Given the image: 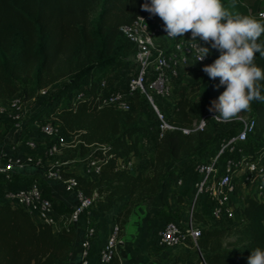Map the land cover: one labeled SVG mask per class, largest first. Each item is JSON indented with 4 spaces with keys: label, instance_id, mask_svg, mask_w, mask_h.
I'll list each match as a JSON object with an SVG mask.
<instances>
[{
    "label": "trees",
    "instance_id": "trees-1",
    "mask_svg": "<svg viewBox=\"0 0 264 264\" xmlns=\"http://www.w3.org/2000/svg\"><path fill=\"white\" fill-rule=\"evenodd\" d=\"M145 2L150 4V0H0V108H9V102L19 96L25 103L34 102L41 90L52 89L24 118L25 128L51 123L65 137L77 138L72 153L79 158L93 154L102 160L98 179L72 171L65 176L75 178L85 195L98 193L96 208L104 214L115 211L119 230L136 209L164 191L175 177L176 163L186 171L199 161L206 162L218 152L223 139L236 132L234 122L213 118L208 119L206 130L194 131L195 123L215 113L208 111L211 102H218L225 91L219 78L210 80L204 73L197 80V100L186 94L175 97L167 116L175 129L166 131L156 143L151 156L153 173L119 169L121 161L141 156V139L151 128L148 105L136 94L130 111L102 106L100 82L110 68L135 55V47L120 36V28L146 13L141 8ZM223 3L234 14L259 18L258 13L264 12V0ZM219 55L211 50L210 64ZM256 63L264 68V58L258 54ZM83 88L87 96L75 100ZM240 116L255 119V131L244 146L248 154L256 155L264 150V103H252ZM185 129L190 133H184ZM240 214L241 224L206 223L197 255L202 253L207 264H247L251 250L264 248V206L247 198ZM196 217L199 223L207 222L200 213ZM228 238L233 240L226 242ZM76 241L74 227H62L56 233L24 210L0 203V264H69ZM108 264L122 263L114 256Z\"/></svg>",
    "mask_w": 264,
    "mask_h": 264
},
{
    "label": "built area",
    "instance_id": "built-area-1",
    "mask_svg": "<svg viewBox=\"0 0 264 264\" xmlns=\"http://www.w3.org/2000/svg\"><path fill=\"white\" fill-rule=\"evenodd\" d=\"M260 13H258L259 18H261ZM139 17L130 25H123L120 28V36L136 49L132 61L137 71L129 78L126 90H114L106 94L104 91L107 88V81L102 80L99 101L102 106H113L123 111H130L134 96L140 94L155 112L159 123L157 132V142H159L166 131L175 129L169 124L168 117L161 107L170 106L174 90L184 84L182 83L184 76L188 81L191 79L197 81L203 76L202 68L210 64V58L207 56L203 61H198L199 54L189 43L190 32L172 39L167 37L164 22L158 16L146 12ZM196 42L204 46L199 38ZM51 93V88L41 90L38 99L30 102L31 105L36 109ZM86 96L87 88H83L76 93L75 100ZM17 100L18 97L12 99L7 109L0 108V115H7L9 111L13 113L15 130L11 137L17 142H24L27 152L20 151L16 147L17 143L0 151V201L24 210L33 220L52 226L56 230L66 226H72L76 230L81 221L92 214L96 200L99 198L98 193L92 196L85 195L75 178L65 176L68 172L67 167L72 163L65 161L69 155L63 156L64 150L74 149L79 142L76 141V137H65L59 128L51 123L33 125L40 132L43 140L22 137L26 129L24 121L26 111L23 109L22 99ZM217 114L215 112L204 117L203 119L207 121L203 126L201 120L195 123L194 131L206 130L208 119ZM218 122H234L236 132L223 139L214 156L209 157L206 162L199 161L194 165V173L197 176L195 196L186 223L167 221L158 232L155 243L157 246L170 249L193 247L195 251H200L198 240L206 223L223 221L230 226L243 223L244 218L240 210L247 198L254 199L264 206V150L252 155L248 154L244 146L255 131V119L240 116L232 121ZM183 132L188 134L190 130L185 129ZM73 154L78 157V153ZM227 155L229 157H226ZM81 159L85 163L83 175L98 179L102 170V160L93 154ZM134 164L132 160L121 161L118 167L135 172ZM64 168L66 169L63 170ZM236 174L238 176H235ZM20 175L30 178L31 181L26 186L14 188L10 184L15 176ZM41 181L50 187L53 194L63 193L69 198L68 201L72 203L70 212L61 213L56 210L53 199L47 195ZM183 184L184 179L179 177L175 187H182ZM206 204L209 205V216L205 214L207 222L199 223L196 215L200 213L204 216L200 207ZM119 233V227L114 223L112 233L100 246L94 260L92 250L97 231L94 227H86L81 232L80 240L74 245L71 262L108 264L114 256L121 261L117 250ZM167 264L182 263L172 260ZM194 264H207L202 253Z\"/></svg>",
    "mask_w": 264,
    "mask_h": 264
},
{
    "label": "clouds",
    "instance_id": "clouds-1",
    "mask_svg": "<svg viewBox=\"0 0 264 264\" xmlns=\"http://www.w3.org/2000/svg\"><path fill=\"white\" fill-rule=\"evenodd\" d=\"M141 8L164 22L169 38L190 32L189 43L199 54L198 61L213 49L220 53L202 68L210 80L219 78L220 85L225 86L218 102L213 100L208 109L218 113L214 119L232 121L248 111L252 103H264V68L256 63L257 54L264 58V13H260L261 18L234 14L223 0H150ZM197 38L210 47L199 45ZM206 121L201 118V126ZM247 264H264V248L251 250Z\"/></svg>",
    "mask_w": 264,
    "mask_h": 264
},
{
    "label": "crops",
    "instance_id": "crops-1",
    "mask_svg": "<svg viewBox=\"0 0 264 264\" xmlns=\"http://www.w3.org/2000/svg\"><path fill=\"white\" fill-rule=\"evenodd\" d=\"M116 72L117 71H114V69L112 68L107 71L106 76L102 78V80L107 81V88L104 91L106 94L114 90H126L127 88V82L129 79L122 82V78H119V74H117ZM114 73L115 76L112 77ZM181 89L185 90L186 87H182ZM186 95L188 96L189 94ZM189 97L192 98L191 96ZM197 99L198 98H194V100ZM34 130L35 127L33 126L28 128V135L26 136V138H34ZM141 142L142 152L139 159H143L144 153L150 152L152 155L153 151L155 150V146L157 143V133L155 134V130L152 127L150 128L149 133L145 135L144 138L142 137ZM13 144H16V147H18L20 151L27 152V148L25 147L24 142H17L13 139V137H10L9 140H5L3 144H0V151L8 148ZM84 168L85 163L82 164V168H77L71 165L68 168V171L83 175ZM178 175L179 171H176L174 175L175 177L170 180L164 191L154 200L136 209L132 214V217L128 220L124 229L120 230L117 250L118 254L121 256L122 264H167L168 262L172 260L175 261L176 259L180 260L179 263L183 264L185 262L183 256L176 257L177 254L174 249L160 247L155 244L159 230L163 228L167 221L174 220V216L176 214H180V211L178 209V202L176 200L177 198H175V193H173L178 191L179 194H181V191H179V189L175 187V179ZM20 177L21 175L15 176L14 181L10 185L14 188L20 187L19 185H16ZM196 179L197 176H193L192 180H190L189 184L187 185L188 189L191 188L194 190V193ZM42 187L46 191L47 195L53 199L55 208L58 212L68 213L71 211L72 203L68 201L69 198L66 195H64L63 193L53 194L50 191V187L46 186V184L44 183H42ZM0 203L3 202L0 201ZM202 212L205 215L204 209H202ZM114 214L115 211L104 214L95 207L92 210V214L88 216V218H84L76 228L77 236L79 233L77 241L80 240L81 232L86 227L89 226L96 229L97 235L94 237L95 246L92 250V257L94 258V260L97 257V252L99 251L100 246L112 233L113 225L115 223ZM177 217L178 215L176 216V218ZM55 231L56 233L60 232V230L56 229ZM69 264L74 263L70 262ZM184 264L192 263L185 262Z\"/></svg>",
    "mask_w": 264,
    "mask_h": 264
},
{
    "label": "rangeland",
    "instance_id": "rangeland-1",
    "mask_svg": "<svg viewBox=\"0 0 264 264\" xmlns=\"http://www.w3.org/2000/svg\"><path fill=\"white\" fill-rule=\"evenodd\" d=\"M110 69H112V68H110ZM113 69H114V71H117L116 73L119 74V78L120 77L122 78V80H121L122 82L128 80L137 71V67L133 63L132 59H130V61L127 63L126 62L119 63ZM114 76H115V73L113 74L112 77H114ZM108 77H110V76H108ZM191 80L188 81V79H186L184 76V79H182V83H184V84L181 87H176L177 89L172 94L170 105L174 103V99L177 95L189 94L188 96H191L192 99L199 97V86H197V81H193V80L191 81ZM58 86H59V84L55 85L53 88L56 89ZM182 87H186V89L185 90L181 89ZM181 91H185V92H181ZM19 99L21 100L22 97L19 96L18 100ZM171 108H172L171 106L166 105V107H164V108L161 107V110L164 113H166V115L168 116ZM23 109H24V111H26V116H28L29 114H31L35 111V107L33 105H31L30 102H28V103L24 102ZM146 112L148 115V121L147 122L150 125V127H152L155 130V134H156L158 132L159 123H158V120L156 118L155 112L152 109V107H150V106H146ZM12 117H13V113L11 111H9L7 115L0 116V144H3L5 140H9L13 131L15 130V122H14ZM27 130L28 129L24 130V134L22 137L27 136V134H28ZM34 138L39 139V140H43V137L41 136L40 132L36 129L34 130ZM143 138H144V136H143ZM72 150L73 149H65L64 150L63 156L69 155V157H67L65 159V161L71 162L72 166H75L77 168H82V164L84 163V161L81 158L75 156V154L72 153ZM151 156H152L151 153L148 152V153H144L143 159L132 160L135 163L134 164L135 172L139 171V172H142L143 174H152L153 173V165H152ZM174 169H175V171H179L178 177L183 178L185 181V187L184 188L183 187H177L179 189V191H181V194H179L178 191L173 192V193H175V196H176L175 198H177L176 200L178 202V209H179V211H182V213L176 214L174 216V220L179 222L180 224H185L187 217H188V212L190 210V207L192 205V202H193L194 196H195L194 190L191 188L188 189L187 185L189 184V181L192 180V177L195 176V173H194L193 167H191L190 169H186V171L183 170V166H181V163H176ZM235 176H238V174H236ZM30 181H31L30 178L21 176L16 185L17 186L18 185L19 186H26V184L29 183ZM185 191H187V192H185ZM189 193H191V194H189ZM180 195H182V196H180ZM179 197L181 198V200H179ZM121 207H122V204L119 206V208H121ZM119 208H117L116 211L119 210ZM200 208L204 209L205 214L209 216V214H208L209 205L208 204L202 205V207H200ZM200 208L198 207L199 211H200ZM177 215H178V217L176 218ZM206 215H204L203 217L205 218ZM131 217H132V215L130 216V218ZM120 227H121V225H120ZM232 240H233V238H228V239H226V242H229ZM174 250H175L177 255L182 253L185 256V258H186L185 262L194 264L199 259V256L197 255V251H195L193 249V247L180 248V249H174ZM177 255H176V257H180L179 255L178 256ZM176 260L178 263L180 262V260H178V259H176Z\"/></svg>",
    "mask_w": 264,
    "mask_h": 264
}]
</instances>
